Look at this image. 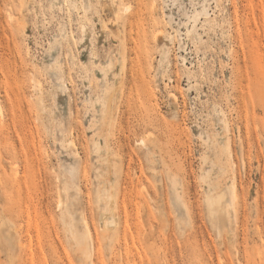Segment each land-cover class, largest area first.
Here are the masks:
<instances>
[{
	"label": "rangeland",
	"instance_id": "374dc122",
	"mask_svg": "<svg viewBox=\"0 0 264 264\" xmlns=\"http://www.w3.org/2000/svg\"><path fill=\"white\" fill-rule=\"evenodd\" d=\"M155 1L0 0V264H264V0Z\"/></svg>",
	"mask_w": 264,
	"mask_h": 264
},
{
	"label": "bare ground",
	"instance_id": "6f19581e",
	"mask_svg": "<svg viewBox=\"0 0 264 264\" xmlns=\"http://www.w3.org/2000/svg\"><path fill=\"white\" fill-rule=\"evenodd\" d=\"M110 8H111V10L114 12V14H116L115 12H117L118 11V9H116L114 6H113V2H111V5H110ZM118 8V7H117ZM152 8H156V1L155 0H152ZM129 9V5H126L125 6V10H128ZM104 22H106V21H104ZM105 25V24H104ZM105 27V26H104ZM159 30V32H160V28L158 29ZM209 209L211 210L212 209V207L211 206H209ZM115 220V219H114ZM114 220H112V223H114L113 221ZM108 224V223H107ZM111 224V223H110ZM115 224V223H114ZM88 235V234H87Z\"/></svg>",
	"mask_w": 264,
	"mask_h": 264
}]
</instances>
